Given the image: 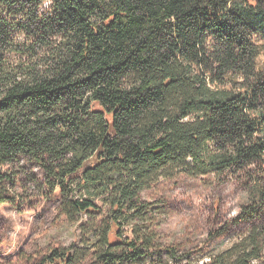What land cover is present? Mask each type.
<instances>
[{
	"label": "trees",
	"instance_id": "16d2710c",
	"mask_svg": "<svg viewBox=\"0 0 264 264\" xmlns=\"http://www.w3.org/2000/svg\"><path fill=\"white\" fill-rule=\"evenodd\" d=\"M263 52L264 0H0V204L79 225L35 264H264ZM182 176L238 183L248 230L163 243L142 195Z\"/></svg>",
	"mask_w": 264,
	"mask_h": 264
},
{
	"label": "rangeland",
	"instance_id": "374dc122",
	"mask_svg": "<svg viewBox=\"0 0 264 264\" xmlns=\"http://www.w3.org/2000/svg\"><path fill=\"white\" fill-rule=\"evenodd\" d=\"M259 63L264 64V52ZM243 195L235 181L219 183L213 177L182 176L161 179L142 197L163 203L157 221L161 241L186 251L196 250V257L225 249L248 230L249 223L228 226L239 211ZM59 205V197L41 199L23 211L0 204V264H35L52 249L77 244L79 225L61 216ZM202 261L208 262V257ZM157 264H170V258L166 256Z\"/></svg>",
	"mask_w": 264,
	"mask_h": 264
}]
</instances>
